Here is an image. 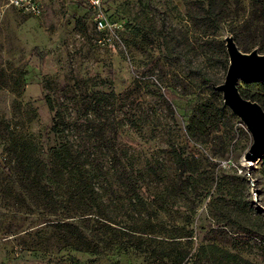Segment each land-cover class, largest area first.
I'll return each mask as SVG.
<instances>
[{
    "label": "rangeland",
    "instance_id": "1",
    "mask_svg": "<svg viewBox=\"0 0 264 264\" xmlns=\"http://www.w3.org/2000/svg\"><path fill=\"white\" fill-rule=\"evenodd\" d=\"M261 4L107 0L110 37L95 28L84 0H43L37 15L4 7L0 157L17 163L15 144L44 151L59 141L51 128L56 110L67 120L65 132L74 144L99 160L116 147L113 132L122 130L123 144L140 166H159L160 177L146 175L145 194L157 178L171 179L175 149L199 167L187 189L169 195L161 218L181 226L194 209L188 247L191 253L202 247L198 264H226L219 249L264 264V212L258 211L264 177L258 162L243 158L252 137L221 90L205 79L224 81L225 36L232 31L257 50L264 42V31L255 28L264 26ZM192 114L205 121L193 135L187 131ZM35 198L0 167V264H158L138 252L113 249L98 257L76 252L78 261H69L50 225L53 216Z\"/></svg>",
    "mask_w": 264,
    "mask_h": 264
},
{
    "label": "trees",
    "instance_id": "2",
    "mask_svg": "<svg viewBox=\"0 0 264 264\" xmlns=\"http://www.w3.org/2000/svg\"><path fill=\"white\" fill-rule=\"evenodd\" d=\"M261 1L264 10V0ZM105 10H108L106 4ZM263 27L255 26L264 31ZM240 34L232 31L238 47L250 51L254 43L242 40ZM258 52H264V42L258 45ZM228 64L227 61L226 70ZM205 79L218 90L214 87L218 83ZM238 88L243 96L257 100L264 108L263 81L238 83ZM47 101L53 108L52 101L49 98ZM66 121L56 110L51 128L60 139L46 150L19 148L15 144L13 152L17 163H9L5 157H0L4 173L19 187L30 190L35 201H41L53 216L49 219L50 225L55 236L63 242L61 247L66 259L78 261L76 252L98 257L113 249L117 252L135 251L158 264H198L202 247L194 253L188 247L193 232L194 209L187 212L181 226L165 222L161 213L168 208L169 195L176 194L182 186L187 189L199 166L189 165L188 156L173 149L175 173L168 181L157 178L154 190L148 189L145 194V177L150 174L160 177L159 166L149 162L140 166L132 158L134 154L123 144L122 130L113 132L117 145L99 160L92 152L80 150L74 144L65 132ZM204 125L205 121L192 114L187 121V131L193 135ZM258 163L264 177V155ZM207 194L208 190L202 197ZM181 237H187L186 243ZM218 251L221 262L224 259L226 264H256L230 250Z\"/></svg>",
    "mask_w": 264,
    "mask_h": 264
},
{
    "label": "water",
    "instance_id": "3",
    "mask_svg": "<svg viewBox=\"0 0 264 264\" xmlns=\"http://www.w3.org/2000/svg\"><path fill=\"white\" fill-rule=\"evenodd\" d=\"M225 46L229 64L224 81L214 87L221 90L224 103L241 119L251 134L252 142L243 158L252 164L264 155V108L257 100L243 96L238 83L264 82V52H258L257 48L242 51L232 34L225 36ZM258 206L264 210V205Z\"/></svg>",
    "mask_w": 264,
    "mask_h": 264
},
{
    "label": "built area",
    "instance_id": "4",
    "mask_svg": "<svg viewBox=\"0 0 264 264\" xmlns=\"http://www.w3.org/2000/svg\"><path fill=\"white\" fill-rule=\"evenodd\" d=\"M106 1L107 0H84L93 12L95 28L101 32H106L110 37L113 35L114 31L105 10ZM6 6L14 7L24 14L37 15L42 11L43 0H5L4 3L0 5V13ZM108 36L106 37L107 39L109 38Z\"/></svg>",
    "mask_w": 264,
    "mask_h": 264
}]
</instances>
